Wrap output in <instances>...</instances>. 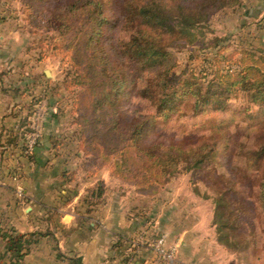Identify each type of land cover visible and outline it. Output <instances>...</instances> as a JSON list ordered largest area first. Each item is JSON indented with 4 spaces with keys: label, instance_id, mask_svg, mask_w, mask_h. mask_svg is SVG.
I'll list each match as a JSON object with an SVG mask.
<instances>
[{
    "label": "trees",
    "instance_id": "1",
    "mask_svg": "<svg viewBox=\"0 0 264 264\" xmlns=\"http://www.w3.org/2000/svg\"><path fill=\"white\" fill-rule=\"evenodd\" d=\"M22 1L32 32L54 31L35 46L37 57L59 55L69 66L59 87L73 93L82 166H108L150 196L190 172L194 192L214 204L219 243L234 252L264 251V50L245 48L236 59L208 61L203 75L196 68L178 70L176 53L213 48L218 58L223 39L207 42L205 27L243 0ZM232 59L236 69L225 64ZM238 99L239 122L218 117ZM181 118L180 133L168 134L165 129ZM22 125L20 148L33 160L26 137L33 119ZM104 192L99 181L85 200L98 203ZM29 235L0 225L16 259L27 253Z\"/></svg>",
    "mask_w": 264,
    "mask_h": 264
},
{
    "label": "crops",
    "instance_id": "2",
    "mask_svg": "<svg viewBox=\"0 0 264 264\" xmlns=\"http://www.w3.org/2000/svg\"><path fill=\"white\" fill-rule=\"evenodd\" d=\"M247 9L264 43V0H249ZM1 30L0 225L32 235L20 259L0 237V264H234L233 252L218 241L212 200L189 183L168 184L150 196L108 167L82 166L86 155L72 103L59 100L67 92L62 81L42 70L47 57L24 47L22 30ZM37 109L43 111L41 136L29 160L20 133ZM99 181L105 185L102 200L87 203L88 189ZM162 234L168 246L178 245L174 261L153 248Z\"/></svg>",
    "mask_w": 264,
    "mask_h": 264
},
{
    "label": "rangeland",
    "instance_id": "3",
    "mask_svg": "<svg viewBox=\"0 0 264 264\" xmlns=\"http://www.w3.org/2000/svg\"><path fill=\"white\" fill-rule=\"evenodd\" d=\"M242 3L244 5L229 7L219 11L205 27V39L207 42L211 41V39L216 36L223 39L221 45L224 49L219 55V59L216 57V51L213 48L205 51H200L193 46L176 49L178 56V70H182L185 67L196 68L197 73L203 75L200 73V69L209 68L210 62L208 61H222L224 56L232 54L234 59H236L239 57L240 51L245 48L264 50V43L260 41L257 28L253 25L256 17L250 16L246 13L249 0H243ZM27 15L22 0H0V25H3V27H9V29L16 27L22 30L23 37L20 36V41L24 44L25 48L31 46L33 49L31 51H35L37 55L39 48L37 50L35 46H37L39 41L47 40L49 36L53 35L54 31L52 29L40 31L34 29L35 32H32L31 26L28 24ZM3 17H5V20H2ZM0 32L3 33L4 30H1ZM46 57L47 61L43 64L42 70L47 69L50 73H54L56 79L63 81L66 73L65 69L69 67L67 61L65 62V60L59 55H53L51 53H47ZM225 64L227 66L231 65L233 69L238 67V64L233 62V59ZM225 64L220 62L218 65L224 66ZM72 96L73 93L67 90L66 94L64 93V95L59 97V100L61 98V102H63L64 105L68 103L70 105V103H72ZM238 103L239 99L231 101V109L226 111V114L219 113L218 117L234 118V120L239 122L242 119L243 114L234 111ZM194 121L195 119L191 118L185 122L190 126ZM183 122L184 118L177 119L176 121H173L171 126L165 129V131H167L168 134H178L180 133V127L177 123ZM191 178L192 174L190 172L179 175L169 184V187L171 185L182 186L184 184H190ZM198 181L199 180L196 179L197 184L200 186V192L203 193L205 191V185L203 181ZM231 252L234 254V264H264V251L262 250V247L258 248L257 251Z\"/></svg>",
    "mask_w": 264,
    "mask_h": 264
},
{
    "label": "built area",
    "instance_id": "4",
    "mask_svg": "<svg viewBox=\"0 0 264 264\" xmlns=\"http://www.w3.org/2000/svg\"><path fill=\"white\" fill-rule=\"evenodd\" d=\"M42 111L37 109L33 115V132L27 139V150H33L36 142L41 136V122H42ZM154 250L157 254L166 261H174L178 250V245L168 246L166 243V235L162 234L158 236L153 244Z\"/></svg>",
    "mask_w": 264,
    "mask_h": 264
}]
</instances>
